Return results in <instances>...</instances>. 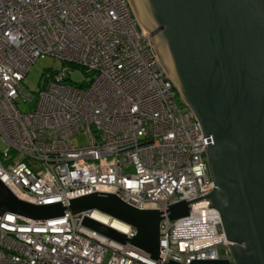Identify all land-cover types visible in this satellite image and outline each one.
Listing matches in <instances>:
<instances>
[{
  "label": "built area",
  "instance_id": "1",
  "mask_svg": "<svg viewBox=\"0 0 264 264\" xmlns=\"http://www.w3.org/2000/svg\"><path fill=\"white\" fill-rule=\"evenodd\" d=\"M41 54L60 67L41 73L34 107L20 111L30 98L21 80ZM75 69L86 86L69 79ZM80 131L86 141L73 145ZM204 144L127 0H0V181L19 200L64 208L43 219L1 213L0 264L231 262L208 198L188 202L212 188ZM92 193L157 210V258L81 225L102 213L69 201ZM180 201L187 213L169 218ZM124 225L115 230L132 237Z\"/></svg>",
  "mask_w": 264,
  "mask_h": 264
},
{
  "label": "water",
  "instance_id": "2",
  "mask_svg": "<svg viewBox=\"0 0 264 264\" xmlns=\"http://www.w3.org/2000/svg\"><path fill=\"white\" fill-rule=\"evenodd\" d=\"M138 27L205 140L211 190L231 262L264 264V0H127ZM43 86V85H41ZM72 211L96 210L134 229L132 237L89 217L81 225L119 243L158 254L154 209L133 208L112 194L71 199ZM59 203L35 205L16 198L0 181V214L43 219L62 214ZM187 202L169 207V218ZM168 264H174L169 262Z\"/></svg>",
  "mask_w": 264,
  "mask_h": 264
},
{
  "label": "rangeland",
  "instance_id": "3",
  "mask_svg": "<svg viewBox=\"0 0 264 264\" xmlns=\"http://www.w3.org/2000/svg\"><path fill=\"white\" fill-rule=\"evenodd\" d=\"M59 68L60 61L47 55H39L37 59L30 65L27 73L22 78L21 83L30 95L28 100L22 101L18 99L16 101V107L20 111L31 110L36 102V92L40 89L41 73H47L51 68ZM69 79L73 82H79L82 86H86V76L82 74L78 69L73 70L69 75ZM178 102H182L179 96L176 94ZM73 145L84 144L86 141L84 132L80 131L72 136L70 139ZM129 170V169H128Z\"/></svg>",
  "mask_w": 264,
  "mask_h": 264
},
{
  "label": "bare ground",
  "instance_id": "4",
  "mask_svg": "<svg viewBox=\"0 0 264 264\" xmlns=\"http://www.w3.org/2000/svg\"><path fill=\"white\" fill-rule=\"evenodd\" d=\"M90 217L96 221H100L102 223H108L110 224L111 227H113L114 229H118L120 231H124V229L126 228L125 225L120 223L119 221L115 219H111L105 215L99 214L94 211L91 213Z\"/></svg>",
  "mask_w": 264,
  "mask_h": 264
}]
</instances>
